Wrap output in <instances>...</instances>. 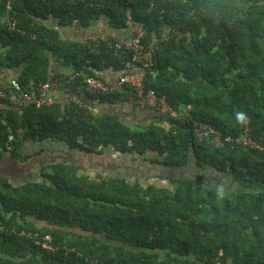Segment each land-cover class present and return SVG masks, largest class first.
Masks as SVG:
<instances>
[{"label":"trees","instance_id":"obj_1","mask_svg":"<svg viewBox=\"0 0 264 264\" xmlns=\"http://www.w3.org/2000/svg\"><path fill=\"white\" fill-rule=\"evenodd\" d=\"M104 17L115 29L142 27L146 91L180 115L147 108L168 126L132 128L84 103L83 96L111 105L137 98L129 87L104 95L79 89V73L97 78L109 66L123 73L133 53L118 52L114 40H62L46 21L88 27ZM0 48V68H21L18 89L0 79L8 92L0 98V159H21L28 141L54 140L135 156L159 172L147 177L156 183L132 181L59 161L22 184L0 175V264H264V193L223 190L221 176L203 174L264 186V152L243 144L247 127L253 140L264 134V0H0ZM52 56L75 68L74 80L50 76ZM50 82L71 88L79 102L17 108L11 100V91L38 95ZM196 122L221 139L199 141Z\"/></svg>","mask_w":264,"mask_h":264},{"label":"crops","instance_id":"obj_2","mask_svg":"<svg viewBox=\"0 0 264 264\" xmlns=\"http://www.w3.org/2000/svg\"><path fill=\"white\" fill-rule=\"evenodd\" d=\"M44 22V21H43ZM54 18H49L46 23L59 31L60 37L62 40L77 42L81 44H89L96 41H116L117 43L124 46L125 50L132 51L133 42L137 38V34L142 31L140 25L130 22L127 28L115 29L111 27L107 21V18H101L100 20L93 23L91 26L84 27L78 22H74L71 25L60 26ZM111 43V42H110ZM1 51V48H0ZM51 66H50V76L55 77L56 75H63L64 77L68 76L70 80L75 79V68L69 64H65L63 60H57L55 56H52ZM21 68L14 69H4L0 68V79L5 80L6 82L16 81ZM95 74L98 78L103 79L104 81L110 83L114 87L118 86V80L122 72L116 69L113 66L104 67L100 71H95ZM83 90V88H79ZM120 93L123 90L119 91ZM50 98L54 102L60 103L63 108L67 106L72 101L77 99V95L72 91L71 88L67 86H55L51 89ZM131 93L126 95L125 100L121 103L111 104H100L97 101H92L88 96H83L84 103L87 108L90 109L91 113L95 116H101L103 114H116L119 115L126 125L137 128L148 127L152 124L154 125H163L164 127L168 126L165 120L160 118V115L154 112L147 107L141 106V103L137 100L135 95ZM79 98V97H78ZM46 148V149H44ZM111 149L106 150L103 155L91 154L80 152L78 150L70 149L66 144L54 140H47L43 142H33L28 141L24 143L21 147V159L11 160V158L5 157L4 161L11 160L12 163L16 165V171L13 172L9 178L19 184H22L23 181L30 180L35 173L39 171V168L42 165L47 163H55L61 161H68L82 165L84 170L90 173H102L109 170L110 175L115 174H127L125 168L121 167L118 163L119 158L116 155H112ZM8 155V154H7ZM6 155V156H7ZM30 156L29 161L22 160L23 157ZM79 163H78V162ZM86 161V162H84ZM122 161V159H120ZM86 163V164H84ZM84 164V165H83ZM1 166V164H0ZM106 174V173H103ZM12 177V178H11Z\"/></svg>","mask_w":264,"mask_h":264},{"label":"built area","instance_id":"obj_3","mask_svg":"<svg viewBox=\"0 0 264 264\" xmlns=\"http://www.w3.org/2000/svg\"><path fill=\"white\" fill-rule=\"evenodd\" d=\"M77 1V0H73ZM12 29H16L15 24H12ZM137 38L133 42L132 53L133 56L128 60L126 64V71L121 74L118 80V86L114 87L110 83L104 81L101 78L87 76L83 73H79V76L84 77V86L83 91L87 93H91L94 95H104V94H112L119 92L120 90L124 89L125 87H129L133 89L137 93V100L141 103L143 107H161L163 113L169 115L172 118L177 117L176 111H173L169 105L166 103L165 100L159 102L158 95L155 94L153 90L146 91V86L144 83L145 73L139 69V63L142 61V46L141 40L144 37V31H140L137 35ZM115 48L118 52H124V46L116 43ZM13 85L19 88V85L16 81H13ZM57 84L50 82L45 83L40 86V92L37 95L29 94V93H20L11 91V100L13 101L14 105L18 108L31 102L33 99H36L37 107L40 108L42 106H49L53 103V100L50 98L51 89ZM10 92V93H11ZM8 96L7 89L4 85L0 84V98L6 99ZM77 101V100H76ZM190 106L188 107L185 113H188L190 110ZM179 114V113H178ZM180 115V114H179ZM247 138L243 140V144L248 148H254L264 152V134L260 139L253 140L250 136L249 128H246ZM195 135L199 141H203L207 139L219 141L221 139V134L213 128L211 125L202 124V123H195ZM247 139L249 142L247 143ZM227 141H232L231 138H227ZM45 242L43 244L44 248L50 249L49 242L51 241L50 236H46Z\"/></svg>","mask_w":264,"mask_h":264},{"label":"rangeland","instance_id":"obj_4","mask_svg":"<svg viewBox=\"0 0 264 264\" xmlns=\"http://www.w3.org/2000/svg\"><path fill=\"white\" fill-rule=\"evenodd\" d=\"M248 142H249V139H247V143ZM44 149H46V148H44ZM110 153L113 156L116 155L114 152L113 153L110 152ZM116 157L119 158V161H118V163H120L119 165L121 167L125 168V171H127V174H124L122 176H124V177H126L132 181H135V179L137 178V179H140V181H142V182L150 181L152 183H156L155 182L156 179L148 180V178H147L148 176H152V175H155L157 173L159 174V172H156V170H157L156 165L151 164L149 161H137V160L134 161L135 158H138L135 156L132 157V156H125V155H118L117 154ZM120 159H122V161H120ZM84 162H86V161H84ZM84 164H86V163H84ZM154 167H155V169H153ZM163 170H165V169L164 168L160 169V172L161 173L165 172ZM186 170H191L192 172H194V165L192 166V164H190L188 167H186ZM172 171H174V170H172ZM102 173H110V172H109V170H106V172H104V170H103ZM93 174H94V172H93ZM203 174L207 178H209L211 175L221 176L220 187H222L223 190H227V189L231 188V192H234L237 194H239V193L245 194L246 192H248L246 194L260 195V194L264 193L263 192L264 186L258 185L256 182L251 183V184H243V182L236 181L235 178L229 174L224 175V174L218 173L216 171H214V172L205 171V172H203ZM105 175H108V174H105ZM113 175L116 176L117 173L115 172V174L113 173ZM119 175H121V174H119ZM162 182H163V184H165V181H161L160 183H162ZM213 187H215V185H213ZM214 192L216 195H218L220 193L218 191H214Z\"/></svg>","mask_w":264,"mask_h":264},{"label":"water","instance_id":"obj_5","mask_svg":"<svg viewBox=\"0 0 264 264\" xmlns=\"http://www.w3.org/2000/svg\"><path fill=\"white\" fill-rule=\"evenodd\" d=\"M36 102V99H33L31 102L29 103H35ZM4 158H1L0 159V175L2 176H5V177H8L9 178V175H11L13 172L16 171V165L14 163L11 162V160L8 159V161H4Z\"/></svg>","mask_w":264,"mask_h":264},{"label":"flooded vegetation","instance_id":"obj_6","mask_svg":"<svg viewBox=\"0 0 264 264\" xmlns=\"http://www.w3.org/2000/svg\"><path fill=\"white\" fill-rule=\"evenodd\" d=\"M7 156H9V155H7ZM7 156H6V157H7ZM9 157H10V156H9ZM4 159H6V158L4 157ZM9 176H10V175H9ZM11 178H12V177H11ZM31 178H32V177H31Z\"/></svg>","mask_w":264,"mask_h":264},{"label":"clouds","instance_id":"obj_7","mask_svg":"<svg viewBox=\"0 0 264 264\" xmlns=\"http://www.w3.org/2000/svg\"><path fill=\"white\" fill-rule=\"evenodd\" d=\"M215 141V140H214ZM219 173V172H218Z\"/></svg>","mask_w":264,"mask_h":264}]
</instances>
